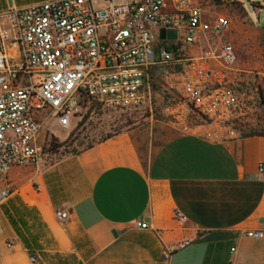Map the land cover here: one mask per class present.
<instances>
[{
  "label": "crops",
  "instance_id": "obj_1",
  "mask_svg": "<svg viewBox=\"0 0 264 264\" xmlns=\"http://www.w3.org/2000/svg\"><path fill=\"white\" fill-rule=\"evenodd\" d=\"M40 1L0 0V11ZM127 1L139 0H112ZM219 1L229 26L191 52L228 42L234 70L264 80V0L251 13L242 0ZM51 158L11 168L0 182L11 190L0 206V264H264V236L241 235L264 231V136L137 127Z\"/></svg>",
  "mask_w": 264,
  "mask_h": 264
},
{
  "label": "built area",
  "instance_id": "obj_2",
  "mask_svg": "<svg viewBox=\"0 0 264 264\" xmlns=\"http://www.w3.org/2000/svg\"><path fill=\"white\" fill-rule=\"evenodd\" d=\"M102 1L95 7L92 0H44L0 11V182L11 168L54 156L44 152L53 126L66 130L67 139L89 120L152 113L161 73L181 92L180 108L206 125L227 129L244 116L242 91L257 78L234 70V47L220 41L191 52L207 35L220 37L228 18L206 22L200 0ZM160 28L176 30V38L159 39ZM165 110L179 121L180 113ZM10 195L0 188V206ZM54 216L62 222L67 212ZM175 218L185 222L179 213ZM241 235L260 239L264 231Z\"/></svg>",
  "mask_w": 264,
  "mask_h": 264
},
{
  "label": "rangeland",
  "instance_id": "obj_3",
  "mask_svg": "<svg viewBox=\"0 0 264 264\" xmlns=\"http://www.w3.org/2000/svg\"><path fill=\"white\" fill-rule=\"evenodd\" d=\"M200 1L207 15L213 16L212 19L218 16L219 10L223 7V4L219 0ZM258 1L260 0H242L247 6L249 13L252 12V6H257ZM92 2L95 7H101L103 5L102 0H92ZM253 73L254 72H244L242 74L243 79L250 77ZM156 81H158V85L154 96L152 113L146 112L143 114L121 115L112 122L109 119L89 120V122L80 126L77 130L72 131L71 138L74 137V140L68 143L67 151L81 150L83 147L93 144L106 135L137 127L143 128L150 133L163 131L169 128L172 129L174 133L196 132L215 138H224L231 134L239 135L242 131H246L253 127H257V129L263 128L264 113L258 101L257 91L253 85H247L241 94L245 102L244 116L241 117L240 120L229 125L227 129H224L219 126H208L192 111L180 108L183 102L182 94L167 84L165 74H158ZM166 107L171 108L175 115L180 113L179 121L173 119L169 114V110H165ZM51 130L58 137H53L55 143L63 142L60 139L66 137V130L55 128V126H53ZM156 142L158 143L159 141L157 140ZM44 152L54 155L51 158L52 160H58L62 155L68 154L64 152L63 147L56 148L51 144Z\"/></svg>",
  "mask_w": 264,
  "mask_h": 264
},
{
  "label": "trees",
  "instance_id": "obj_4",
  "mask_svg": "<svg viewBox=\"0 0 264 264\" xmlns=\"http://www.w3.org/2000/svg\"><path fill=\"white\" fill-rule=\"evenodd\" d=\"M255 86H256L258 101H259L260 107L262 109V112L264 113V80L257 78ZM255 135L264 136V122H263V128L262 129H257V127L256 128L253 127V128L247 129L246 131H242L239 134V136H242V137L255 136ZM109 136H111V135H108V136L102 138L101 140L106 139ZM70 138H71V134L68 136V138L65 141H63L61 143H57V144L55 143V139L52 138L51 139V145H54V147H56V148L63 147L65 153H72V154L79 152L81 150L87 149L92 145V144H89V145L83 147L81 150H78V151H75V150L67 151L68 150L67 149L68 143L72 142L74 140V137H72L71 139Z\"/></svg>",
  "mask_w": 264,
  "mask_h": 264
},
{
  "label": "water",
  "instance_id": "obj_5",
  "mask_svg": "<svg viewBox=\"0 0 264 264\" xmlns=\"http://www.w3.org/2000/svg\"><path fill=\"white\" fill-rule=\"evenodd\" d=\"M158 37H159V39L173 40L176 38V30L160 28L158 30Z\"/></svg>",
  "mask_w": 264,
  "mask_h": 264
}]
</instances>
